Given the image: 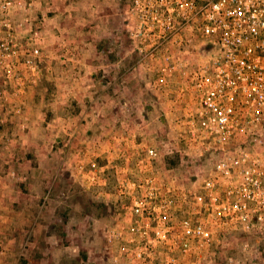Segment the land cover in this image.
Wrapping results in <instances>:
<instances>
[{
    "label": "rangeland",
    "instance_id": "obj_1",
    "mask_svg": "<svg viewBox=\"0 0 264 264\" xmlns=\"http://www.w3.org/2000/svg\"><path fill=\"white\" fill-rule=\"evenodd\" d=\"M132 2L15 0L0 12V39L10 32L19 55L33 46L41 53L34 75L21 62L9 75L0 64V264H144L121 250L135 244L125 232L133 219L130 198L123 200L119 183L139 180L144 164L163 185L188 180L190 165L175 154L173 120L184 119L192 105L186 65L207 52L198 45H147L143 22L154 24L155 15L132 12ZM148 53L146 62H133ZM176 56L186 71L172 69ZM159 100L177 110L141 108ZM130 101L139 109L131 110ZM141 117L167 123L146 133V146L158 156L136 148L131 161L125 124ZM181 215L173 208L170 222ZM231 227L212 243L224 250L212 252V264L228 256L264 264V238ZM154 246L147 264L163 263L158 252L165 249ZM207 254H195L193 264H208Z\"/></svg>",
    "mask_w": 264,
    "mask_h": 264
},
{
    "label": "built area",
    "instance_id": "obj_2",
    "mask_svg": "<svg viewBox=\"0 0 264 264\" xmlns=\"http://www.w3.org/2000/svg\"><path fill=\"white\" fill-rule=\"evenodd\" d=\"M13 6L15 0H2L0 12ZM132 6V12L155 15L150 17L154 24L143 22L147 45H198L207 54H195L186 65L192 105L176 123L175 154L181 165L189 163L188 180L163 185L144 164L137 168L142 173L139 180L119 183L123 200L130 198L133 219L125 232L128 243L135 244L121 250L147 264L154 245L161 243L162 262L178 264L177 253L184 258L202 250L209 253L212 243L223 241L231 226L263 239L264 0H133ZM3 26L10 27L4 20ZM7 36L0 39L4 72L9 75L10 68L21 62L34 75L40 49L33 46L19 55L16 40L10 32ZM150 53L144 58H152ZM172 63L173 70L186 71L180 57ZM144 153L151 159L158 156L152 146H146ZM173 208L182 215L172 224ZM113 232L122 235V230ZM223 260L239 264L234 256Z\"/></svg>",
    "mask_w": 264,
    "mask_h": 264
},
{
    "label": "crops",
    "instance_id": "obj_3",
    "mask_svg": "<svg viewBox=\"0 0 264 264\" xmlns=\"http://www.w3.org/2000/svg\"><path fill=\"white\" fill-rule=\"evenodd\" d=\"M147 58L145 57H139V60H133V62H140V61H144V62H146L147 60H146ZM132 62V63H133ZM153 64H151V66H152ZM153 70H152V68H150V69H148L147 71H146V73H144V74H141L140 76L142 77V78H145V77H148V75H149V73L150 72H152ZM141 82H142V80H141ZM179 93H180V91H178ZM170 94H171V96H172V94H177V90H174V91H170ZM169 94V95H170ZM182 94V93H181ZM183 96V95H182ZM189 97H191L190 95H188ZM159 99V98H158ZM176 100V99H175ZM132 101V100H131ZM129 102V106H130V108H131V110L133 109V107H135V108H138L139 109V107H138V105L136 106L135 104H133L134 102ZM184 103V102H183ZM142 104V109L143 108H151V109H156V108H160V109H162V110H167V108H169V110L171 109L172 111L173 110H177V105H176V107L174 106V105H172V103H171V106L172 107H170V105H168L165 101H161L160 102V100L157 102V101H155V103H154V105H151V104H148L147 106H145V102L144 103H141ZM180 105H181V107H182V101L180 102ZM170 114V113H169ZM177 119L175 120H173V130L175 131V133H174V136H173V142H174V145H175V141H176V138H177V135H178V132L176 131V129H177V127H176V123H177ZM126 122H128L127 124H125V132H127V133H125V134H127V135H125V138H126V140H127V138L129 139V141H130V145H129V147H128V149H130V150H128V152H126L127 153V155H128V157L130 158V160L131 161H133V160H135V152H137V149L136 148H141V152H143L144 153V148L146 147V144H147V132H150V128H148L149 126H152V124H153V126L155 125V126H157L158 127V129H160L159 127L160 126H164V124L165 123H167V121H166V117H165V119H161V120H159L158 119V121H154V123H153V121H149V119L148 118H143V117H141V119H139V120H137V121H135L134 119H129V120H127ZM137 124H139V126H140V132L138 131H133V129L135 130V129H137ZM115 126L117 125V124H114ZM144 143H145V145H144ZM144 145V146H143ZM148 146V145H147ZM130 151V152H129ZM144 155H145V153H144ZM136 156H138L137 154H136ZM217 250H220L219 248H218V245L217 246H214V244L212 245V247L209 249V253L208 252H206V253H208L207 255H206V257H205V259H207L209 262H211V264H212V261H211V259L210 258H212L210 255H212L213 253H214V251H217ZM213 252V253H212ZM210 257H209V256ZM176 257H177V259L180 261V264H190V262H192V264H193V261L192 260H194L195 259V257H192V258H184L180 253H177L176 254ZM182 260H184L183 262H182ZM189 260V261H188ZM188 261V262H187ZM208 261H206V263H208V264H210ZM160 264H165V263H160Z\"/></svg>",
    "mask_w": 264,
    "mask_h": 264
}]
</instances>
